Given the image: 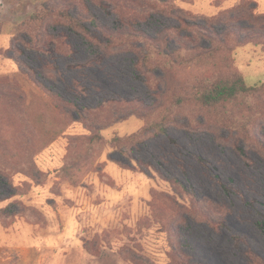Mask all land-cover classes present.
I'll return each mask as SVG.
<instances>
[{"label": "rangeland", "instance_id": "374dc122", "mask_svg": "<svg viewBox=\"0 0 264 264\" xmlns=\"http://www.w3.org/2000/svg\"><path fill=\"white\" fill-rule=\"evenodd\" d=\"M49 1L0 0V264H168L176 219L173 207L153 196L170 193V186L147 164L231 211L220 233L193 222L182 231L195 264H247L240 250L248 248L264 259V235L254 224L264 214V163L256 147V139L264 140V97L251 103L259 113L253 115L250 141L229 134L210 114L186 108L183 115L199 119L198 128L174 124L167 135L149 134L125 155L110 140L135 133L141 121L131 118L106 130L100 123H70L54 113L51 96L34 82L81 106L114 97L151 103L154 97L136 77L135 58L111 54L90 64L94 55L74 34L63 53L44 59L31 51L23 44L24 35L35 30L27 22ZM241 1L192 0L180 6L192 19L212 17ZM253 1L264 14V0ZM71 3L73 11L87 13ZM89 9L103 24H113V16L92 4ZM174 23L157 17L148 30L156 35L162 25ZM232 58L248 85L264 82V46L235 47ZM17 60L31 77L20 72ZM188 76L192 80L196 72ZM234 144L246 146L252 164ZM235 236L248 244L237 247Z\"/></svg>", "mask_w": 264, "mask_h": 264}, {"label": "trees", "instance_id": "16d2710c", "mask_svg": "<svg viewBox=\"0 0 264 264\" xmlns=\"http://www.w3.org/2000/svg\"><path fill=\"white\" fill-rule=\"evenodd\" d=\"M55 1L45 2L40 11L30 15L27 26L35 30L33 34L24 35V46L47 59L70 49V34H74L84 40L94 55L90 64H100L111 54L132 55L136 77L145 83L154 97L151 103L140 97L106 98L95 107H87L34 82L45 95L51 96V108L58 117L70 123H100V130L131 118L141 121L143 127L135 133L126 137L114 136L110 140L125 155L130 148L144 143L149 134L167 135L174 124L198 128L201 121L183 115L186 108L210 114L229 134L251 140L253 115L259 113L251 103L264 97V82L248 85L245 77L233 68L232 53L235 47L248 43L264 46V14L257 11V2L242 0L231 10L212 17L189 19L180 4L191 5L192 0H59L61 5L53 4ZM71 1L82 5L87 13L73 11ZM90 4L113 16V24H103L90 11ZM157 17L174 19L176 23L162 25L153 35L148 27ZM243 20L248 22L247 26L238 24ZM17 64L22 74L31 77L20 61L17 60ZM190 72H196L192 80H188ZM74 86L86 91L77 81ZM15 97V101L23 103L21 97ZM100 139L103 138L100 136ZM245 147L234 144L235 151L250 165L253 161ZM256 147L264 163V140L256 139ZM147 166L170 186V193L153 196L169 203L173 207L171 217L176 219L169 231L168 264H195L185 251L189 242L182 240V231H188L190 222H193L220 233L227 227L231 211L224 210L218 202L199 196L180 180L165 177L152 164ZM224 191L229 194L225 187ZM261 217L254 224L264 235V214ZM233 239L237 247L241 243L248 244L242 237ZM240 253L247 264H264V259L250 248L240 250ZM135 263L150 264L148 260Z\"/></svg>", "mask_w": 264, "mask_h": 264}]
</instances>
